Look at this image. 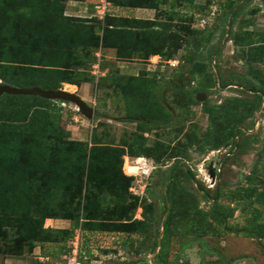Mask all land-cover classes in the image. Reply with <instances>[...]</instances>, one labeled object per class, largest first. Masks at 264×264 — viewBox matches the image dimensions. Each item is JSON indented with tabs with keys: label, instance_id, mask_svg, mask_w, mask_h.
Instances as JSON below:
<instances>
[{
	"label": "trees",
	"instance_id": "16d2710c",
	"mask_svg": "<svg viewBox=\"0 0 264 264\" xmlns=\"http://www.w3.org/2000/svg\"><path fill=\"white\" fill-rule=\"evenodd\" d=\"M69 1L84 0H0V86L57 90L64 82L78 87L92 81L94 76L89 68L97 61L94 52L102 48L114 49L119 59L147 61L158 56L167 63L174 61L176 53L183 49L181 63L169 80H163L162 87L166 88L178 71L187 67L189 72L196 67L203 68L202 57L199 58L202 64H194L196 53L210 42L213 32L196 28L194 16L164 12L165 22L110 14L102 19L76 18L64 15ZM162 1L191 4L194 0ZM162 1L110 0V3L125 9L157 10ZM241 1L229 0L222 4L223 21H227ZM250 1L247 0L235 15ZM212 3L208 0L206 6L200 8L201 15L210 14ZM93 7L90 5L91 10ZM176 20L179 22L175 23ZM255 36L262 40L255 41ZM232 39L241 50L240 57L247 63L246 75L238 77L249 90L258 91L255 96H264L262 71L252 66L264 62V35L244 31ZM207 57L212 61V53ZM158 73L157 69L151 76L147 71L137 76L112 75L100 79L101 84L112 85L123 96L131 97L128 115L139 119L137 132L130 140H122L120 145L104 144L93 136L90 144L69 139V134L58 128L61 109L52 100L1 95L5 101L0 102V241L11 242L7 250L13 255H22L24 247L28 252L38 247L45 259L61 253L67 255L74 231L44 228L47 219L72 221L85 241L89 234L108 232L127 235L126 239L129 235H137L141 237L139 243H143L146 227H151L156 211L152 207L149 210L152 221L133 220L131 211L140 198L129 194L132 178L123 174V157L127 154L159 163L163 156L181 155L180 148H173L168 154V146L157 142L148 145L143 137L150 125L165 127L169 124L170 112L157 94L161 91ZM210 84L211 79L207 87ZM193 102L198 104L195 99ZM202 110L208 116L209 126L201 144L213 149L234 139L238 133L236 128L245 119L234 106L212 109L205 102ZM192 143L194 140L189 139L185 146ZM244 181L247 186L239 192L222 193L220 186L214 189L211 208L204 211L194 205L193 195L177 186L175 175L163 193L164 204L169 202L168 214L165 205L160 208L166 215L162 226L165 237L172 233L173 220L178 219L192 221L189 232L195 234L193 239L196 240L209 236L214 227L216 232L217 226L264 240V222L259 221L260 211L255 206L256 203L264 204V166L259 171L255 165ZM221 196L235 202L236 207L243 205L240 213L245 217V226L232 230L227 225L237 210L221 204ZM116 198L122 203L115 202ZM127 199H132L128 205ZM153 244L156 248L157 242ZM121 246L125 248L124 244ZM108 253L103 252L104 255ZM84 254L88 261L94 259L90 250ZM156 258L159 264H171L167 249H161ZM35 264L40 263L35 261Z\"/></svg>",
	"mask_w": 264,
	"mask_h": 264
},
{
	"label": "rangeland",
	"instance_id": "374dc122",
	"mask_svg": "<svg viewBox=\"0 0 264 264\" xmlns=\"http://www.w3.org/2000/svg\"><path fill=\"white\" fill-rule=\"evenodd\" d=\"M211 1L213 5L210 8L213 7L215 12L212 15L208 13L207 16L201 15L202 9L200 8L206 6L208 0H194L191 4L162 1L157 10H133L114 7L110 0L69 1L66 3L65 16L86 19L98 17L100 19L103 13L98 12L95 6L101 5L105 6L104 15L153 19L163 22L167 20L163 13L174 11L186 16L192 15L196 22L204 18L205 25L203 24L204 28H201H207L213 32L210 42L198 48L196 53L198 57L194 64H202L201 59H199L202 57L204 59L203 68L198 70L197 67H192V69L194 68L193 72H189L186 66V70L182 69V71L175 74L176 76L174 80L169 82L168 88L162 87L163 80H169L177 65L181 63L179 58L184 53L183 49L176 53L175 62L171 61L169 63L162 58L158 61V56H152L147 61L137 58L119 59L114 49L102 48L94 52L97 57L95 63L99 64L97 76L104 74L102 76L120 75L129 77L147 71L151 76L152 72L158 69V80L160 81L158 89H161V91L157 94L169 109V124L165 127L150 125L149 131L144 133L143 137L148 145L152 146L157 142L168 146V154L173 148L181 149V155L170 158L163 156L159 163L143 157L145 162L141 161V163L144 168L146 165L147 167H154L148 175L149 177L145 176L148 171L145 172V175L141 174L137 177V180L141 181V185L146 186L144 194L141 196L136 195V193L140 194L138 186L136 189L129 190V194L139 197L141 201V203L140 201L137 202L136 208L131 211L133 220L145 223L152 221L149 210L152 207L156 211V215L153 217L155 220L152 221L151 227H148V229L146 227L147 234L142 239L143 243H139L141 237H137V235H129L131 239H126L127 235L100 232L87 235L88 239L86 241L81 235V249L84 252L90 250L96 264H142V260L144 264H159L156 257L161 249H167L171 264H176V262L185 264L186 257L183 248L199 244L209 250L211 249V254L203 253L204 264H264V240L258 241L244 234L228 232L223 226H217L216 232H214V227L209 236L202 237L203 240H196L193 239L195 234L189 232L192 221L183 222L178 219L173 220L170 227L172 233H169L166 237L162 227L165 218L164 210L160 209L161 206L165 205L163 193L168 182L175 175H177V184H179L177 186L194 196V205L204 211H209L213 202L214 189L211 187V179L207 170L210 166L216 164H212L211 161L219 160L223 154L234 153L225 158L221 167L215 165L221 170L219 186L222 193L239 192L247 186L244 181L245 177L253 170L255 165L259 171H262L264 166V96H255L257 92L248 93V88L238 77L246 75L247 63L246 59L240 57L239 52L241 50L235 46L232 39L245 28H252L256 34L264 35V2L262 0H252L240 13L234 15L231 30L227 35V21L222 20L223 14H221L220 8L222 9L224 7L222 4L229 0ZM90 5L94 6L92 10ZM229 16L230 14L228 18ZM254 39L257 42L262 40L257 36ZM208 53H212V61H209ZM263 64L264 62L253 63L252 66L258 70L260 69L264 78ZM92 66L89 68L91 74L92 71H95ZM211 75L212 77H209ZM93 76L91 82L81 83L78 87L63 82L61 88L57 89L83 97L85 103L93 109V118H85L79 111H76V106L72 103L54 101L57 108L61 109V117L57 122L58 128L66 131L69 134L68 138L71 140L84 141L90 144L93 136L101 143L120 145L122 140H130L133 134L137 132L136 126L139 119L128 115L132 107V99L123 96L112 85L101 84L100 79L102 76ZM210 79L211 84L207 87ZM229 83L232 85L231 88H222ZM199 89L198 93L206 95V99L202 102L196 100V92ZM193 99L198 104H195ZM3 100L5 101V98L0 96L2 104ZM205 102L207 107L212 109L219 107L228 109L234 106L240 115L245 116L241 125L236 128L238 130L237 136L214 149L213 147H204L201 144L203 133L209 126L208 116L202 110ZM249 106H255V108H249ZM189 139H193L194 143L185 146ZM129 158L132 162L136 160L134 157L129 156ZM215 171L217 170L215 169ZM133 183H135L134 179L130 183V188ZM103 195L104 197L107 196L106 194ZM204 196L207 198H204ZM114 201L122 203L117 198ZM131 202L132 199H127L126 205ZM219 202L235 207L237 210L227 222L232 230L245 226V217L240 213L243 205L238 204L236 207L235 202L231 203L224 196L219 198ZM165 206L168 208L169 202H166ZM255 206L260 211L259 221L264 222V204L256 203ZM44 228H64L72 230L74 233L76 231L81 233L79 227L72 221L47 219L44 222ZM153 242H157L156 248H154ZM10 243L9 240L0 241V264H35V261L40 264L66 263L65 256L62 253L56 257L45 259L38 247L31 252H28L27 248L24 247L22 255H13L7 250L8 245H11ZM121 244L125 245L124 249ZM104 251L110 253L104 255ZM177 257L182 258L184 261L181 259L179 262ZM186 264L193 263L187 262Z\"/></svg>",
	"mask_w": 264,
	"mask_h": 264
},
{
	"label": "water",
	"instance_id": "95a60500",
	"mask_svg": "<svg viewBox=\"0 0 264 264\" xmlns=\"http://www.w3.org/2000/svg\"><path fill=\"white\" fill-rule=\"evenodd\" d=\"M247 0H243L241 3H239V5L235 8V10L232 12L229 20H228V28H227V35L230 32V28H231V22H232V18L235 14V12L242 7ZM2 94H8V95H23V96H37L40 97L42 99H46V100H52V101H63V102H69L72 103L76 106L77 110L87 119H91L93 118L94 112L93 109L90 108L84 100H82L79 96L74 95L72 93H67V92H63L60 90H41L37 87H33V88H16V87H9L6 85H1L0 86V96ZM206 99V95L203 93H197L196 95V100L198 102H202ZM237 131V129H236ZM238 134V133H237ZM236 144V142H235ZM209 178L211 180L215 179L216 176V172L215 169L210 166L207 170ZM166 194V193H165ZM169 212V208H167V212L166 215ZM165 215V217H166ZM165 220V218H164ZM164 220L162 222V226L164 224ZM185 253L188 255L190 262H192L193 264H200L201 262V257L198 256V248L197 247H192V248H187L185 250Z\"/></svg>",
	"mask_w": 264,
	"mask_h": 264
},
{
	"label": "built area",
	"instance_id": "2783aa9c",
	"mask_svg": "<svg viewBox=\"0 0 264 264\" xmlns=\"http://www.w3.org/2000/svg\"><path fill=\"white\" fill-rule=\"evenodd\" d=\"M95 8L98 10V12H102L103 16H101L100 19H102L105 15H104V10H105V6L101 5V6H95ZM215 9L213 7H211V12L210 15L214 14ZM99 18V17H98ZM205 19L201 18L200 20H198L195 24L196 28H201L203 27V24L205 25ZM204 28V27H203ZM202 29V28H201ZM158 61H160L159 57H158ZM175 62V61H174ZM158 63V62H157ZM99 64L95 63L92 66V69H94L95 71H92V75H95L96 77L98 76H102L104 74H100L97 76V73L99 72ZM76 111L77 108H75ZM141 161L145 162V159L142 158H138L135 160V162L130 161L129 156H124L123 157V167H122V171L123 174L129 178L134 179L135 183H133L132 187L129 190H133L136 189V187L138 186L140 188V194L136 195L141 196L144 194L145 185H141V181L137 180V177H139L141 174L145 175V172L148 171V173L145 175L147 177H149L148 175H150V173L152 172L153 168L152 166L147 167L145 166V168L142 166ZM66 259V263L65 264H96L95 260H88V257L84 254V252L81 249V233L76 231L74 233V236L72 238V240L69 242V252L67 253V255L65 256Z\"/></svg>",
	"mask_w": 264,
	"mask_h": 264
},
{
	"label": "flooded vegetation",
	"instance_id": "af4514ba",
	"mask_svg": "<svg viewBox=\"0 0 264 264\" xmlns=\"http://www.w3.org/2000/svg\"><path fill=\"white\" fill-rule=\"evenodd\" d=\"M243 1V0H242ZM241 1V2H242ZM235 10V9H234ZM233 10V11H234ZM232 14V13H231ZM231 14H230V16H231ZM235 15V14H234ZM230 16H229V18H230ZM234 17V16H233ZM229 18L227 19V28H228V20H229ZM233 19V18H232ZM231 24H232V22H231ZM230 30H231V28H230ZM244 31H250V32H252V33H254L255 34V32H254V30H252V28H249V29H244L242 32H244ZM226 34H227V30H226ZM224 42H226V41H224ZM225 46V45H224ZM223 46V47H224ZM232 87V85L229 83V84H226L225 86H223L222 88L223 89H228V88H231ZM247 92L248 93H250V92H253V91H251V90H247ZM258 92V91H257ZM254 93H256V92H254ZM197 95V94H196ZM167 109H168V107H167ZM169 110V109H168ZM234 153H226V154H223L222 155V157H220V159L219 160H217V161H211V162H213L212 164H215V165H218L219 167H221L222 165H223V163H224V160H225V158L226 157H230L231 155H233ZM215 165L214 166H212L214 169H216L217 171H215L216 172V176H215V179L214 180H211V187L213 188V189H216V190H218V188H219V184H220V179L219 178H221V170H220V168L218 167V166H216L215 167ZM238 176H239V174H238ZM192 247H197L198 248V256L199 257H201V264H204V260H203V257H204V255H203V253H205V254H211L210 253V250L209 249H207V248H205V247H202L200 244L199 245H196V246H187V247H185V248H183V253H184V256L186 257V260L184 261V263L186 264L187 262H190V260H189V257H188V255L185 253V250L187 249V248H192ZM177 260L180 262V258L179 257H177ZM142 262V264H144V261L142 260L141 261ZM179 264H183V262H180Z\"/></svg>",
	"mask_w": 264,
	"mask_h": 264
},
{
	"label": "crops",
	"instance_id": "0c3cea01",
	"mask_svg": "<svg viewBox=\"0 0 264 264\" xmlns=\"http://www.w3.org/2000/svg\"><path fill=\"white\" fill-rule=\"evenodd\" d=\"M82 100H83V97H80ZM210 251H211V249H210ZM182 259V258H181ZM183 260V259H182ZM177 261V260H176ZM176 264H178V262H176Z\"/></svg>",
	"mask_w": 264,
	"mask_h": 264
},
{
	"label": "clouds",
	"instance_id": "9594fccd",
	"mask_svg": "<svg viewBox=\"0 0 264 264\" xmlns=\"http://www.w3.org/2000/svg\"><path fill=\"white\" fill-rule=\"evenodd\" d=\"M139 158H143V157H139ZM136 159H138V158H136ZM144 159V158H143ZM147 166V165H146Z\"/></svg>",
	"mask_w": 264,
	"mask_h": 264
},
{
	"label": "bare ground",
	"instance_id": "6f19581e",
	"mask_svg": "<svg viewBox=\"0 0 264 264\" xmlns=\"http://www.w3.org/2000/svg\"><path fill=\"white\" fill-rule=\"evenodd\" d=\"M60 91H63V90H60ZM63 92H65V91H63ZM67 93H69V92H67Z\"/></svg>",
	"mask_w": 264,
	"mask_h": 264
}]
</instances>
